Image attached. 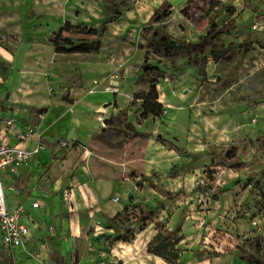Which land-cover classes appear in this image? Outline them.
<instances>
[{"label":"rangeland","instance_id":"374dc122","mask_svg":"<svg viewBox=\"0 0 264 264\" xmlns=\"http://www.w3.org/2000/svg\"><path fill=\"white\" fill-rule=\"evenodd\" d=\"M164 1L174 14L155 28L193 44L218 28L213 45L231 43L234 50L230 63H213L197 50L151 54L149 64L160 73L142 72L143 53L129 62L141 60L128 74L134 94H145L150 79L157 80L163 114L142 119L141 101L121 98L125 110L97 139L103 175L123 182L119 201L113 200L123 211L99 236L103 262L169 264L147 253L161 234L176 242V264H264V0H0V57L7 58L0 72L20 64L58 74L67 85L80 69L65 58L51 65L50 43L65 22L104 29L100 47L106 35L110 44L115 38L136 49L146 45L142 29ZM62 36L74 45L96 40L79 30ZM244 41L253 46L239 57ZM113 75L122 78L121 71ZM50 255L60 264L56 252Z\"/></svg>","mask_w":264,"mask_h":264},{"label":"crops","instance_id":"0c3cea01","mask_svg":"<svg viewBox=\"0 0 264 264\" xmlns=\"http://www.w3.org/2000/svg\"><path fill=\"white\" fill-rule=\"evenodd\" d=\"M112 40L110 44L105 35L97 54L53 53L51 65L65 58L66 65L80 69L67 85L59 83L58 74L20 64L18 69L6 64L0 72V115L16 118L13 132L23 127L33 132L24 148L40 146L29 167L13 177V189L9 188L11 178H2L7 210L18 205L27 209L23 222L29 235L26 250L13 251L2 246L0 235V264H37L28 253L41 251L49 264H55L52 252L60 264H105L99 236L109 232L107 221L123 211L116 196L123 182L103 175L106 160L97 153L96 142L106 122L125 110L128 103L120 99L133 97L134 79L128 74L130 66L138 68L141 60L129 62L144 55L128 43ZM108 44L114 48H107ZM1 57L0 66L7 59ZM115 71H121V79L114 80ZM8 136L14 143V137ZM93 156L98 158L94 166L90 164ZM35 202L39 206L32 209ZM44 237L48 239L42 243Z\"/></svg>","mask_w":264,"mask_h":264},{"label":"trees","instance_id":"16d2710c","mask_svg":"<svg viewBox=\"0 0 264 264\" xmlns=\"http://www.w3.org/2000/svg\"><path fill=\"white\" fill-rule=\"evenodd\" d=\"M181 13L186 16L183 12ZM173 11L170 4L166 1L161 3L158 8L152 14L149 23L143 27V39L146 42L144 47L138 49L144 51L143 63L141 70L143 73L149 71H156L160 73L159 68L149 64V56L152 54L156 57L170 58L173 56H182L190 50H197L196 54L208 55L213 63L223 61L230 63L229 54L234 50L233 45L230 43L228 46L224 45H213L215 37L221 34V30L218 28L210 29L205 36L199 38L200 43H186L174 40L171 36L162 28H155V25H160L167 21L172 15ZM73 30H79L85 33L89 37H95L96 40L93 42H81L80 44L74 45L69 39L62 36L63 33H69ZM151 32V37L147 39V33ZM106 33L104 29L100 31L95 29H85L79 26H73L69 22H65L60 28L57 34L53 36L50 41L55 54H97L100 48L99 39ZM251 42L244 41L237 48L239 50V57L246 56L252 48ZM161 75H158V78ZM157 80L151 78L148 91L145 94H134L133 99L141 101L140 105V117L146 119L149 116L153 118H159L163 114V105L158 102V92L156 89ZM43 112V110H42ZM112 123V119L106 122V125ZM133 135L146 137L145 133L133 131ZM175 241H168L165 236L157 234L147 245V253L155 257H158L169 264H176L179 258V250L175 248Z\"/></svg>","mask_w":264,"mask_h":264},{"label":"built area","instance_id":"2783aa9c","mask_svg":"<svg viewBox=\"0 0 264 264\" xmlns=\"http://www.w3.org/2000/svg\"><path fill=\"white\" fill-rule=\"evenodd\" d=\"M15 123L16 118L13 115H0V235L2 246L9 251L26 250L29 230L23 219L27 216V209L18 205L11 211L7 210L2 178L4 175H8L11 178L9 188L13 189L15 184L13 177L21 170L28 168L31 160L40 151L39 145L30 149L22 146L33 132L26 127H23L21 132H13L11 129ZM8 135L14 137V143H11ZM38 206L39 204L35 202L31 208L37 209ZM28 257L34 259L37 264H49L46 254H43L42 251L36 254L28 253Z\"/></svg>","mask_w":264,"mask_h":264}]
</instances>
